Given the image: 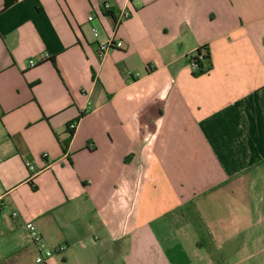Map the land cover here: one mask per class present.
Listing matches in <instances>:
<instances>
[{"label":"crops","instance_id":"crops-1","mask_svg":"<svg viewBox=\"0 0 264 264\" xmlns=\"http://www.w3.org/2000/svg\"><path fill=\"white\" fill-rule=\"evenodd\" d=\"M0 194V264H264V0H0Z\"/></svg>","mask_w":264,"mask_h":264},{"label":"built area","instance_id":"built-area-1","mask_svg":"<svg viewBox=\"0 0 264 264\" xmlns=\"http://www.w3.org/2000/svg\"><path fill=\"white\" fill-rule=\"evenodd\" d=\"M105 10H112V6L110 3H104L103 7ZM131 16V13L129 12H121L119 13V16L117 18V24H120L122 22H124L125 20H127L129 17ZM95 19V17L93 15H90L87 17V21L88 22H93ZM91 32L93 34V36L95 38L99 37V33L98 30L96 28H92ZM122 47V42L120 41H116L113 37H110L108 40H106L105 42L99 43L98 44V54L99 57L102 59L104 58L107 53L114 49V48H121ZM47 56H41V60L45 59ZM205 53L203 51H201V53H195V55L192 57L191 59V68L194 71H200L201 70V64L203 61H205ZM36 60H30L29 61V65L30 66H34L36 64ZM77 126V123H72L69 128L71 130H74ZM45 158L47 157L46 154L43 155ZM29 168L31 171H34V168L29 165ZM5 198L4 194H0V204L3 203V200ZM26 229L28 230V234H29V238L31 240V242L37 247L38 249V255L35 258L34 264H48L49 260L53 257V255L56 253L57 249H50L48 247L45 246V244L43 243V238L41 236V234L35 229V227L33 226V224L28 223L26 224ZM64 247H60L59 250H63Z\"/></svg>","mask_w":264,"mask_h":264},{"label":"trees","instance_id":"trees-1","mask_svg":"<svg viewBox=\"0 0 264 264\" xmlns=\"http://www.w3.org/2000/svg\"><path fill=\"white\" fill-rule=\"evenodd\" d=\"M203 50H205V48H203V49H200L197 53L199 54V53H201V51H203ZM205 61L206 60H209L210 59V57L208 56V54H205ZM202 66V65H201ZM209 69H210V67H209Z\"/></svg>","mask_w":264,"mask_h":264},{"label":"rangeland","instance_id":"rangeland-1","mask_svg":"<svg viewBox=\"0 0 264 264\" xmlns=\"http://www.w3.org/2000/svg\"><path fill=\"white\" fill-rule=\"evenodd\" d=\"M26 263H28L27 259H26ZM26 263H25V264H26Z\"/></svg>","mask_w":264,"mask_h":264}]
</instances>
